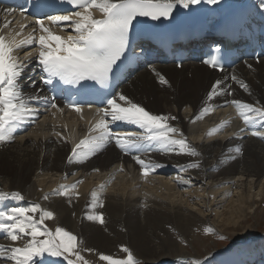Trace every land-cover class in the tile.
I'll return each instance as SVG.
<instances>
[{
    "label": "bare ground",
    "instance_id": "obj_1",
    "mask_svg": "<svg viewBox=\"0 0 264 264\" xmlns=\"http://www.w3.org/2000/svg\"><path fill=\"white\" fill-rule=\"evenodd\" d=\"M232 1L219 0L216 4H210L207 0H200L187 8L176 5L172 11L203 12L205 6L223 8ZM242 1L244 0H239ZM254 1L261 4V0ZM4 19L0 13V23ZM143 19L160 21L164 18ZM28 31L29 29L25 30L23 34L26 35ZM20 51L24 52L23 49ZM31 51L34 53L35 49ZM249 64L252 65L251 69ZM26 68L23 72L25 75L21 77L23 92L28 95L40 89V94L44 95L43 77L38 61L33 58ZM152 69L164 75L169 83L160 84ZM233 74L249 84L251 94L231 79ZM218 79L225 81V87L231 86L230 90L234 96L221 95L210 103L223 104L225 99L236 98L246 103L264 104V59L257 63L243 61L233 69L221 73L192 63H183L179 69L171 64H152L117 90L153 113L175 115L177 119L171 123L184 132L188 141L201 153L199 157L163 154L156 150L158 146L155 144H145L140 152L132 149L126 154L114 141H110L98 147L94 154L82 158V162L66 164L65 159L70 152V138H84L89 126L88 121L96 118L95 113L84 109V119L81 120L73 112H57L55 118L52 116L55 110L47 112L21 137L10 143L0 144V191H19L25 197L22 201L0 200V210L6 207L26 208L33 202L39 203L55 213L53 220L45 221L47 227L53 231L56 226H62L76 234L86 247L104 254H110L109 251H114L121 243H126L136 259L142 260L144 264H171L185 256L180 249L171 250L167 245L177 246L173 231L184 237L192 226L204 223V205L218 211L222 204L223 210L214 213V216L220 219L219 223L223 229L226 226L234 227L238 224L240 214L244 213L243 210L255 206L260 202L259 199L264 197V140L252 137L247 132L240 136L231 135L243 126L232 106L217 107L203 120L191 122L190 118L199 113L207 93ZM221 120H230V124L223 131L206 136V131L215 127ZM53 125L56 126V131L68 138V142L58 140L53 132ZM64 125H67V132ZM120 126L124 128L118 132H138L135 125L124 122L110 124L113 132H117L116 128ZM237 146L241 147V154L234 151ZM134 154L164 166L149 175L154 179L149 176L142 178L139 166L132 160ZM233 156L235 159H231ZM196 160L201 164L198 169L182 171L178 167ZM121 167L124 170L118 171ZM171 173H177L178 176L169 179ZM179 177L190 180L191 184L179 185ZM140 178L141 185L137 183ZM77 180L82 181L76 189L80 193L78 198L69 200L67 197L49 195L48 200L42 199L44 194H50L60 184L70 185ZM152 180L158 182L160 189H156L164 191L163 194L158 193V190L154 191ZM108 181L110 182L101 193L104 207L95 209L104 215L105 223L101 225L87 219V215L94 211L90 207V192ZM142 184H148L151 188L144 191V186L140 190L138 186L141 187ZM199 184L200 196H189L190 192L179 191L182 186L189 189ZM192 197L196 203L192 202ZM194 205L199 207L196 214L190 210ZM167 227L171 230H167ZM245 241L248 242L249 239ZM0 243L11 242L0 233ZM230 248L229 259L223 264H264L258 262V258L254 257L255 253L251 256L248 253L240 255ZM106 251L109 253H105ZM84 254L87 257L94 256ZM193 258L201 260L202 264H208L207 260ZM34 261L35 264H66L62 257H53L46 253L35 257ZM0 264L9 262L0 261Z\"/></svg>",
    "mask_w": 264,
    "mask_h": 264
},
{
    "label": "snow or ice",
    "instance_id": "obj_2",
    "mask_svg": "<svg viewBox=\"0 0 264 264\" xmlns=\"http://www.w3.org/2000/svg\"><path fill=\"white\" fill-rule=\"evenodd\" d=\"M73 11L65 15L49 16L47 22L36 19L19 25V30L10 27L8 19L16 10L11 7L0 9L5 19L0 23V144L10 143L13 139L16 122H22L31 117L36 122L39 109L30 106L31 101L42 104L45 111L53 109V118L59 108L55 98L40 94L41 90L25 95L22 90L21 77L33 58L38 61L47 78L45 85H52L54 79L65 84H79L81 81H93L104 85L113 66L123 55L129 42V31L137 17H147L152 20L168 18L176 5L187 8L190 4H197L200 0H66ZM216 4L219 0H207ZM264 8V0H261ZM21 9V15L24 14ZM98 13V15H97ZM27 20V17H24ZM31 28L27 34L25 29ZM7 29V31H4ZM56 29L57 31H54ZM67 33L61 35L59 33ZM38 33V34H37ZM33 48L29 51L24 62H18L17 52L21 49ZM209 67L222 70L217 57L213 56L203 62ZM251 69L252 65H248ZM159 83L167 85L169 81L160 72L152 69ZM231 79L239 84L240 88L251 94L248 83L239 79L235 74ZM225 81L216 80L207 93L199 113L193 116L192 123L203 120L217 107L232 106L242 127L231 133L239 136L245 132L252 137L264 140V104L259 102L246 103L239 99H225L223 104L210 103L218 96H234L231 86L225 87ZM81 120L84 119V110L78 104L68 106ZM95 119L88 121V129L84 138L80 139L71 149L67 157L68 163L82 162V158L95 153L96 149L110 141L126 154L132 149L140 152L145 144H155L157 151L163 154L186 155L199 157L197 151L187 139V136L171 122L177 117L171 114H156L142 104L133 101L122 92H117L106 100V107L95 110ZM124 122L137 126L140 132H113L110 124ZM230 124V120H221L215 127L206 131V136L223 131ZM65 132L68 131L64 125ZM53 132L58 140L68 142L60 131ZM150 150V149H148ZM234 151L242 153L240 146ZM235 159V157H231ZM132 160L139 166L140 176L147 178L156 169L163 167L159 162L145 159L141 155H132ZM182 171L198 169L199 160L186 165H178ZM99 171V169H94ZM123 167L118 171H123ZM105 182L90 192V207L94 210L87 215V219L101 225L105 223L102 212L95 211L104 207L101 193L106 187ZM82 183L77 180L70 185L60 184L50 194H44L42 199L48 200L49 195L78 198L80 193L77 186ZM179 185H190V180L182 177L177 179ZM22 201L25 197L19 191H0V200ZM55 213L45 209L41 204L33 202L29 207H6L0 210V233L10 241L9 244L0 243V261L9 264H35L34 258L45 253L53 257H62L66 264H93L84 253L98 256L99 261L105 264H140L133 252L127 246H121L120 251L125 255L115 257L110 254L97 253L94 248L86 247L84 242L72 231L62 226H56L54 231L47 227L45 221L53 220ZM206 233L214 232L205 228ZM223 237H221L222 239ZM182 264H202L199 259L182 261Z\"/></svg>",
    "mask_w": 264,
    "mask_h": 264
},
{
    "label": "rangeland",
    "instance_id": "obj_3",
    "mask_svg": "<svg viewBox=\"0 0 264 264\" xmlns=\"http://www.w3.org/2000/svg\"><path fill=\"white\" fill-rule=\"evenodd\" d=\"M177 173H171L168 178L169 179H175ZM150 178L154 179V177L149 176ZM187 180V179H185ZM141 181H138L137 183L139 184ZM153 186H155L154 191L160 189L158 182L152 180ZM151 182V183H152ZM141 185V184H139ZM143 186H138V188L141 190L145 184H142ZM202 185V184H201ZM158 186V187H157ZM185 187V186H184ZM182 186L179 191H184L185 193L190 192L188 195L194 196L199 195L200 196V191L201 187L200 184L199 186L196 187H191L187 188ZM57 188V187H56ZM151 188L150 185L147 184L146 188H144V191H147ZM158 188V189H156ZM138 189V190H139ZM143 191V192H144ZM151 192L153 191L150 190ZM158 193L163 194L164 191L158 190ZM142 192V191H140ZM163 192V193H162ZM234 194V192H233ZM187 195V196H188ZM188 196V197H189ZM194 197H192L193 199ZM191 199V198H190ZM260 202H257V204L253 207L250 208H245L243 211V214H240L238 224H236L234 227L231 226H226L225 229L221 227V223L219 218H216L214 216V213H220L222 209V204L221 207L218 208V211H216L213 207H203V218H205L204 223L194 225L192 228H190L186 233V236H178L176 232L173 231V234L175 235V242L177 244L176 247L173 245L169 244L167 245L170 246V249L173 250L174 248L180 249L183 254V258H180L179 261H177L179 264H182V261L184 260H190L189 258L193 257H199L201 259L206 258L209 254H212V252H217L225 249L227 246L233 245V241H236L235 246H237V249L243 254L246 253L247 246L246 242H243L242 240L249 239V238H254L252 242L250 243V250L248 252H251L252 250L256 249L258 246L264 250V197L259 199ZM193 203H196L194 199L192 200ZM216 203H219V199L216 200ZM198 208L196 205L191 207V212L196 214L198 211ZM248 211H247V210ZM253 209V210H252ZM207 211V212H206ZM237 220V219H236ZM217 223V224H216ZM205 228H211L214 230V232L211 233H206L204 231ZM167 230H171L170 227L166 228ZM189 233V234H188ZM221 237H223L221 239ZM238 240V241H237ZM243 244V245H242ZM123 244L119 245V247L114 248V251H109L110 255H113L115 257H123L125 254L120 251V247ZM123 246H128V244L124 243ZM231 250V248H230ZM97 252V251H96ZM106 251L105 253H109ZM98 253V252H97ZM103 253V252H101ZM86 257L87 255L84 254ZM224 256V257H223ZM259 259L262 260L264 258V255H259ZM88 259L93 261V264H105L103 261H99L98 256H88ZM228 259V254H214L211 255V257L207 260L210 262V264H221V262L226 261ZM140 264H144L142 260L137 259Z\"/></svg>",
    "mask_w": 264,
    "mask_h": 264
}]
</instances>
